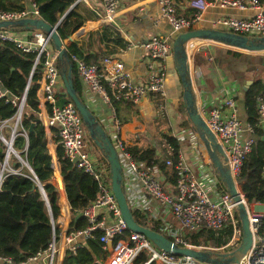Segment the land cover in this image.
<instances>
[{"label": "built area", "instance_id": "obj_1", "mask_svg": "<svg viewBox=\"0 0 264 264\" xmlns=\"http://www.w3.org/2000/svg\"><path fill=\"white\" fill-rule=\"evenodd\" d=\"M99 1L102 8L99 20L102 24L113 27L117 10L120 4L126 0ZM127 1L137 3L139 0ZM87 2L88 0H77L74 5ZM159 7L160 18L170 26L171 35L168 37L154 36L143 46L148 52L149 58L144 83L132 82L123 63L112 57L102 59L99 65L88 64L76 56L71 57L80 81L97 94L104 103L110 104L108 90L113 91L116 101L128 102L132 105L139 104L148 95L157 96L164 102L167 99L166 62L172 58L173 40L178 34L192 30L193 24L208 8L254 10V16L247 19L219 18L213 22V29L248 37H264V11L263 3L260 0H191L189 7L194 11L191 18L178 16L172 0H159ZM27 18H41L38 7L33 2L20 11H0V22ZM0 40L13 42L23 53H36L32 73L37 66L41 65L40 78L36 81V97L39 107L36 121L44 126L49 136L53 135L57 138L56 147L62 150L63 158L71 162L73 168L81 170L91 177L97 187L96 198L80 211L81 217L85 219L88 226L77 232H69L65 241L69 243L78 235H83L88 239L99 234V243L103 245L104 249L108 242L111 241L113 244L106 264H135L141 254L147 258L143 264H212L200 262L187 256L166 253L157 249L145 235L133 233L127 229L111 191L109 167L90 153V149L85 143L87 132L75 106L71 102L58 104L60 97L65 96L66 93L58 68L56 52L49 48L51 44L49 37L38 31L34 32L30 39L21 40L12 37L9 31L0 30ZM27 90L28 87L21 97H11L6 91L1 92L0 90V99L6 98V102L15 108L12 118L0 121V127L7 126L9 121L15 123L10 140L7 142L4 137H1L2 143L6 146V152L3 151L4 157L0 162V166L2 165L0 184L7 173L20 174L19 170L12 167L11 171L5 173L4 169L9 163L10 156L13 155L19 159L20 151L18 152L13 147L16 137H24L27 145V132L22 128V119L27 108ZM223 93L224 100L219 105L210 108L199 105L198 107L206 125L214 134L227 157V166L231 176L240 197L247 206V201L240 189L239 176L244 161L256 142L254 135L256 127L263 131L262 139H264V94L257 98L258 120L257 125L253 127L239 117L238 103L233 90L225 88ZM163 110L164 104H161L160 117H162ZM184 122L185 120L180 121L182 124ZM185 131L182 141L192 154L191 163H188L180 154L175 160L173 147L165 139H161L160 148L164 151V162L167 167V173H163L154 163L137 162L133 159L127 144L119 135L120 122L115 120L109 139L119 158L123 191L124 183L135 180L145 195L171 213L179 225L174 227L171 223L162 221L153 227L177 246L210 251L213 253V258L229 257L238 248L242 238L237 204L216 173L196 130L190 125ZM24 151H26V146ZM52 161L55 169L56 159L52 158ZM21 165L26 167L23 162ZM38 188L40 190L42 186L38 185ZM124 194L126 196L125 192ZM126 199L128 202L127 196ZM128 205L130 207L129 202ZM252 206V210L247 207L252 234L251 247L238 263L230 264H264V205L255 203ZM147 211L148 209L145 208L138 213L145 223L150 221ZM55 222L52 220L53 227ZM146 225V228L150 229L151 226L147 223ZM228 227L231 229V236L227 243L221 247L194 246L186 241L187 235L198 233L202 229L219 232ZM76 249L77 247H74L71 251L74 253ZM56 254L57 249L53 239L45 251L39 252L25 262L44 259L45 264H54ZM1 259L12 263L11 260Z\"/></svg>", "mask_w": 264, "mask_h": 264}, {"label": "trees", "instance_id": "obj_2", "mask_svg": "<svg viewBox=\"0 0 264 264\" xmlns=\"http://www.w3.org/2000/svg\"><path fill=\"white\" fill-rule=\"evenodd\" d=\"M76 1L31 0L36 4L41 18L48 25L52 27L57 25L56 30L62 41L76 33L87 20L97 18L95 14L81 7L82 3L74 5ZM260 1L263 2L264 0ZM25 7L24 0H0V11H20ZM92 37H95L97 43L107 51L89 53L87 48L91 45L89 43ZM84 40H86L87 46H85V43L79 46L78 42L75 41L66 46L67 58L58 62L60 72H67L69 66H72L73 87L81 99H83L82 85L71 57L76 56L88 64L99 65L102 59L111 57L113 46L115 48L117 46L124 47L119 34L106 25H103L96 32L87 33ZM50 49L54 50L52 44H50ZM229 53L234 58L241 57L239 53L231 51ZM35 58L36 53H23L13 42L0 40V85L5 89L8 96L21 97L25 93L30 80L26 92V105L32 110L30 117L24 114L22 119V128L27 132V145L24 137L17 136L13 147L20 151L21 157L28 163L33 174L19 162H14L11 167L19 170L20 174L7 173L0 187V258L11 260L13 264L25 262L39 252L45 251L52 240L57 238L59 232L58 228L52 225V220L55 222L60 213L57 206L58 192L51 184V178L54 174L53 161L47 147L45 128L40 122L36 121L39 112L36 81L40 78L41 65L37 66L32 73ZM262 94H264V81L261 80L254 82L244 92L242 106L245 112V120L253 127L257 125L258 120L257 98ZM108 96L110 105L122 121L126 119L127 115L136 114L129 103L116 101L113 91L108 90ZM66 102L71 101L65 95L60 97L58 104ZM181 108L184 111L183 103ZM121 111H124V113H121ZM14 113L15 108L9 102H6V98L0 99V121L12 118ZM122 114L124 118L121 117ZM32 122L36 123H34L33 129L29 131ZM189 125V122L185 119L182 126L188 127ZM254 130L256 142L244 161L239 182L241 192L248 204H264L263 131L257 127ZM161 137L173 147L174 159L176 160L179 154L177 140L164 134ZM25 146L26 151H24ZM2 148L3 146L0 145V162L4 157ZM158 149H161L160 143L156 144L155 148L151 146H132L128 148V151L135 161L154 163L162 172L167 173L164 162L165 154L162 149L161 158H156ZM56 156L57 166L63 177L66 198L74 217L69 230L70 232H77L88 226L85 219L79 214L96 198L97 187L91 177L81 170L73 168V164L63 158L62 150L59 147L56 150ZM102 157L104 161L102 162L109 167L103 155ZM37 182L44 190L50 212L43 195L36 186ZM133 217L142 227L147 226L138 213H133ZM150 229L158 232V229L153 226ZM230 236V227L219 232L202 229L198 233L187 235L186 241L194 246L221 247L227 243ZM99 250L102 251V244L99 243V234H96L94 238H88L86 247L78 249L75 254L66 253L63 264H95L93 253ZM146 260V256L141 254L136 259L135 264H143Z\"/></svg>", "mask_w": 264, "mask_h": 264}, {"label": "crops", "instance_id": "obj_3", "mask_svg": "<svg viewBox=\"0 0 264 264\" xmlns=\"http://www.w3.org/2000/svg\"><path fill=\"white\" fill-rule=\"evenodd\" d=\"M172 1L178 16L185 18L192 17L194 11L189 7V2L191 0ZM30 2L31 0H24L26 5H28ZM262 3L264 11V1ZM81 7H84L86 10H89L91 13L95 14L97 18L93 20H87L83 27L70 36L72 40H64L66 46L74 41L78 42L79 46L83 43H85V46H87L86 40H84L87 33L96 32L104 25L99 20V13L102 11L99 0H88L87 3H82ZM254 14L255 11L250 9L237 10L232 8L220 9L218 7L208 8L207 11L201 14L200 19L193 24L192 30L213 28V22L219 18L234 17L247 19L253 17ZM110 28L119 34L124 45V47L117 46L116 48L113 46L110 56L123 63L124 69L128 73L129 79L132 82L138 84L144 83L149 58L148 52L143 46L154 36L159 35L168 37L171 35L170 26L165 20L160 18L159 0H139L137 3L127 0L123 1L117 10L114 26ZM9 34L12 37L21 40L30 39L34 35L33 32L25 31H9ZM191 43L192 45H190L188 48L189 53L191 52V54H189V64L194 78L197 104L207 108L217 106L222 100H224V89H232L238 103V115L240 117V113H242L243 118H240L245 121L244 108L242 103H240V99H244L243 87L247 81H264V67L261 65V61L264 58V52H245L231 49L221 44L209 41H194ZM89 44H91L87 48L89 53L94 54L98 51H107V49L97 43L95 37L91 38V42ZM211 51L215 52L217 55L213 56ZM229 51L239 53L241 57L238 59L234 58L232 55H230ZM166 65L167 99L162 102L159 97L148 95L137 105H132L129 103L133 110L136 111V114L130 116L127 115L125 119L126 121L119 119L115 110L110 104L104 103L97 94L93 93L87 86L83 84V82L80 81L82 85L83 99L104 127L106 133L109 135L108 137H110L112 134L115 120L120 122L119 135L122 140L125 141L128 148L132 146H151L155 148L156 144L162 141L161 139L163 138L161 136L163 134L169 135L177 140V144L179 145V154L183 156L188 163H191L192 154L189 150H187L185 144L182 141L185 136V129L188 127H180L179 125L178 127L170 110V106L175 102V99L180 97V93L182 95L180 80L174 69L172 58L167 60ZM161 104H164V110L161 114L162 117H160L159 113ZM121 113H124V111H121ZM121 117L124 118V115L122 114ZM163 117H165V119H159ZM155 120L157 122L160 120L163 121L159 123L162 124L160 129L165 127L164 131H161V133H159L158 130L155 132L153 130V123ZM159 124H157V126ZM46 139L47 143H51L50 145L53 151L52 153L50 151L51 158L56 159V168L54 169V174L51 178V184L58 192L57 206L60 212L55 222V226L58 228L59 232L57 238L54 239L55 247L57 249L54 264H63V258L65 254H75L78 249L86 247L87 239L83 235H78L75 236L69 243L65 241L67 234L70 232L69 228L74 217L66 198L63 177L61 176L60 170L57 166V138L53 135L49 136L46 133ZM47 147L48 149L50 148L48 144ZM159 150L161 151V149ZM101 154L98 156L95 154L94 158H98L100 161H103V154ZM156 158H161L159 152L157 153ZM124 192L128 197V202L130 204L132 213H140V211L144 210L145 208L148 209L146 212L150 217L149 223L146 221L148 225L154 226L162 221L167 223L169 222L174 227L179 225L178 221L173 218L167 209L158 205L157 202L149 198L141 191L135 180L124 183ZM253 204L255 203H252V205ZM107 222L110 223V221ZM74 247H77V249L73 253L71 249ZM110 253L111 251H109L108 246L106 245V249H104L102 245V251L99 250L96 253H93L94 263L106 264ZM45 263L46 261L44 259H39L38 261L25 262L21 264ZM0 264L13 263H8L7 261L0 258Z\"/></svg>", "mask_w": 264, "mask_h": 264}, {"label": "water", "instance_id": "obj_4", "mask_svg": "<svg viewBox=\"0 0 264 264\" xmlns=\"http://www.w3.org/2000/svg\"><path fill=\"white\" fill-rule=\"evenodd\" d=\"M57 25L52 27L48 25L42 18H27L16 21H3L0 22V30H6L11 32L25 31V32H42L49 37V40L57 55L58 62L67 58L66 43L62 41L57 33ZM68 39L72 40L71 37ZM194 41H209L217 44H221L225 47L245 51V52H264V37H248L236 33L227 31H221L213 28L193 29L178 34L172 43V60L174 69L180 80L182 88V103L184 105V112L189 124L194 128L203 143L209 159L211 160L213 167L216 170L220 180L227 189L228 193L233 198V201L237 204V215L240 221L242 238L238 248L231 253L229 257L213 258V253L210 251H200L191 248H181L167 239L164 235L139 225L134 217L133 213L128 205L126 196L123 191L121 166L118 155L110 141L108 134L104 127L97 119L94 112L88 107L83 99H81L73 87L72 81V66H69L68 71H61V78L63 82L64 91L71 103L75 106L82 122L85 126L86 132L96 146V148L103 154L105 160L109 165L110 173V185L113 196L116 199L117 205L120 210L121 218L127 226V229L133 233H139L145 235L152 244L159 250L166 253L187 256L196 259L204 263L212 264H230L238 263L240 258L246 254L252 244V234L249 226L248 209L246 202L240 197L236 188L235 182L231 176L230 170L227 166V157L224 154L221 146L217 142L214 134L210 131L206 125L197 104V98L195 94L194 78L190 68V53L188 51L189 44ZM262 67H264V58L261 61ZM253 81H247L243 87V91L246 92L253 84ZM30 84V80L28 86ZM27 86V87H28ZM1 92H5V89L0 85ZM243 99H240V103ZM26 115L30 117L32 110L26 108ZM34 124L30 125L29 131L33 129ZM20 162L26 164V168L33 174V171L29 167L28 163L19 155ZM21 162V163H22ZM38 187V185H36ZM1 187V184H0ZM43 195L46 205L49 209V204L44 195L43 188L40 189ZM109 251H112L113 244L108 242Z\"/></svg>", "mask_w": 264, "mask_h": 264}, {"label": "rangeland", "instance_id": "obj_5", "mask_svg": "<svg viewBox=\"0 0 264 264\" xmlns=\"http://www.w3.org/2000/svg\"><path fill=\"white\" fill-rule=\"evenodd\" d=\"M189 48V47H188ZM191 54V52H190ZM211 54L214 56V55H217L215 52L211 51ZM181 86V85H180ZM181 104H182V99H181V93H180V97H177V99H175V102L172 103V105L170 106V110L173 114V119L175 121V123L177 124V126L179 125L180 127H182V123H180L181 120H187L186 118V115H185V112L183 111V109L181 108ZM242 110V109H241ZM240 117L243 118V115L242 113H240ZM159 119H165V117L163 118H159ZM160 122H163L162 120L160 121H154V125H153V130L154 132L156 130L159 131V133H161V131H164V128L163 127L162 129H160V126H162V124H159ZM14 121H9L8 125L5 126V127H0V145L3 146V151L4 153L6 152V146L2 143V139L1 137H4L5 140H7V142L10 140V135L12 133V131L14 130ZM157 124H159L157 126ZM156 126V127H155ZM178 126V127H179ZM167 129V128H166ZM175 129V128H173ZM85 143L87 144L88 148L90 149V153H92L94 156L95 154L100 155L101 152L95 147V145L92 143V141L90 140L89 136L86 134L85 135ZM51 143H48V145L50 146L49 148V151H51V153L53 152L52 149H51ZM19 152V151H18ZM158 152L160 153L161 155V151L158 149ZM96 156V157H97ZM16 163V162H20V160L18 158H16L15 156H10L9 158V163L8 165L5 166V169H4V173L7 172V171H11L10 169L11 168V164L13 163ZM22 164V163H21ZM10 165V166H9ZM2 165L0 166V169H1ZM247 207L249 208V210H252L253 206H252V203L248 204L247 203Z\"/></svg>", "mask_w": 264, "mask_h": 264}, {"label": "bare ground", "instance_id": "obj_6", "mask_svg": "<svg viewBox=\"0 0 264 264\" xmlns=\"http://www.w3.org/2000/svg\"><path fill=\"white\" fill-rule=\"evenodd\" d=\"M192 50H193V48H192Z\"/></svg>", "mask_w": 264, "mask_h": 264}]
</instances>
